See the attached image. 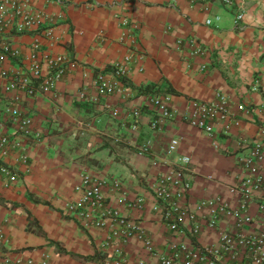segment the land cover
Listing matches in <instances>:
<instances>
[{
	"label": "crops",
	"instance_id": "1",
	"mask_svg": "<svg viewBox=\"0 0 264 264\" xmlns=\"http://www.w3.org/2000/svg\"><path fill=\"white\" fill-rule=\"evenodd\" d=\"M18 1L35 14L28 28L4 5L0 27L19 56L0 53V89L16 75L30 77L35 44L75 67L51 91L4 93L5 101L18 99L38 139L28 141L24 162L20 152L5 160L18 181L6 186L0 179V264H160V255L171 254L169 245L181 241L215 251L214 259L249 264L246 247L229 257L219 237L226 232L254 239L264 232V187L245 201L234 190L248 176L243 159L264 129V0H234V6L222 0ZM239 10L243 18L235 27ZM198 47L203 53L193 54ZM99 78L117 83V90L100 96ZM164 95L174 118L152 129L149 99ZM192 102L224 104L227 117L212 135L186 123ZM0 128H10L1 103ZM172 139L178 145L168 153ZM183 157L190 159L182 172L190 191L177 202L193 220H177L175 211L167 215L169 206L152 196L155 180ZM83 171L102 183L103 201L131 228L124 245L109 238L111 225L119 230L116 224H87L70 210L80 199ZM259 173L264 179V163ZM137 197L139 209L131 208Z\"/></svg>",
	"mask_w": 264,
	"mask_h": 264
},
{
	"label": "built area",
	"instance_id": "2",
	"mask_svg": "<svg viewBox=\"0 0 264 264\" xmlns=\"http://www.w3.org/2000/svg\"><path fill=\"white\" fill-rule=\"evenodd\" d=\"M225 5L234 6V0H222ZM8 4L14 12L23 18L28 28H31L32 17L35 10L30 7L24 11L21 7L22 3L18 0H0V25L2 24V13L4 5ZM2 12V13H1ZM243 18L242 12L239 10L233 19L235 27H238ZM218 17L207 19L205 25L212 26L217 22ZM6 27H0V53L11 59L19 56L18 51L11 49L10 44L4 38V30ZM46 35H49L46 33ZM203 53L201 47L193 51V54ZM45 62L50 69L48 74L44 75L41 70L42 62ZM129 62L128 57L124 58L122 63L118 65L117 73L121 67H125ZM75 64L66 57H52L45 54L38 45L31 47L30 55V77L26 78L22 75L13 77L7 85L0 89V103L2 104V113L10 119V128L6 131H0V179L6 186L14 185L18 181L17 174L5 163L6 157L11 153L20 152L23 162L26 160L24 152L27 150V143L30 140H37L38 137L33 133L31 118L22 113L18 108V99L15 98L12 102L4 100V93L13 90H24L27 95H32L36 90L42 92L51 91L54 88L55 82L59 77L74 68ZM121 71V70H120ZM4 76V74H2ZM36 81L40 83L36 84ZM98 94L100 96L112 95L118 88L117 83H108L101 78L98 79ZM149 107L154 114L155 119L151 122V128L154 129L162 122L171 121L174 114L170 109V98L164 96H152L149 99ZM241 109V108H240ZM113 116H117V112L113 111ZM138 115V113L134 114ZM227 117V112L223 103L220 105L206 102H192L185 111L184 119L192 128L198 130L202 134L212 135L214 125L224 121ZM1 129V128H0ZM257 139L248 155L243 159L242 165L247 177L240 184L234 187V190L241 196V201L248 200L254 193L261 191L264 187V179L259 173V167L264 163V129L258 134ZM178 142L176 139L170 140L167 152L172 153L176 150ZM147 151L146 147L140 149L143 154ZM190 159L183 157L180 159L178 168H171L167 175L159 176L152 186V196L157 204H166L169 206L167 215H171V211L179 213L177 220L188 218L193 220L194 216L188 210L179 211L178 199L184 197L190 191V184L182 179V172L188 171ZM102 183L92 177L86 171H83L80 177L78 190L80 192L79 201L70 207V210L75 212V215L81 220H85L87 224L103 226L107 219L112 224L119 226V230H115L114 225L110 226L109 238L118 240L120 246L124 245L130 237L131 228L125 223L124 219L108 204H105L101 194ZM114 187L121 188L120 182L114 181ZM122 201H125L123 199ZM142 199L137 197L131 204V208L139 209ZM244 222H250L249 217L243 219ZM213 225V219L211 220ZM175 230L177 227H173ZM144 247L147 253L154 255L153 247L148 239H143ZM219 246L223 253L229 257L235 256L240 247H246L250 251L249 264H262V253L264 252V232L259 237L254 239H245L236 234L222 232L219 237ZM171 254L160 255V264H241L230 260L223 261L222 259L213 258L217 256L215 251H202L199 248L179 243L169 245ZM117 255L121 252L116 250ZM31 264V262L29 263ZM47 264V263H40Z\"/></svg>",
	"mask_w": 264,
	"mask_h": 264
}]
</instances>
